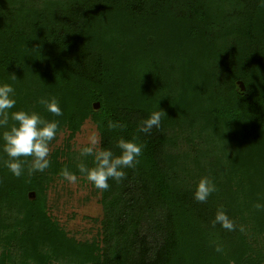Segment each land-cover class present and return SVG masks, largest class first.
I'll return each mask as SVG.
<instances>
[{
    "label": "trees",
    "instance_id": "trees-1",
    "mask_svg": "<svg viewBox=\"0 0 264 264\" xmlns=\"http://www.w3.org/2000/svg\"><path fill=\"white\" fill-rule=\"evenodd\" d=\"M0 82L15 89L9 112L32 108L71 136L90 117L116 153L119 136L144 145L135 167L101 190L104 245L68 237L48 212V171L15 177L0 152V264L225 262L206 232L229 251L241 247L248 263V247L264 255V210L254 207L264 202L260 0H0ZM42 96H56L63 115L46 111ZM154 110L166 112L160 128L137 132ZM108 119L126 127L109 129ZM221 150L242 159L235 184L213 157ZM66 152L60 161L50 154L51 171L92 163ZM206 175L216 191L200 202L192 193ZM221 206L233 231L211 223Z\"/></svg>",
    "mask_w": 264,
    "mask_h": 264
},
{
    "label": "clouds",
    "instance_id": "clouds-1",
    "mask_svg": "<svg viewBox=\"0 0 264 264\" xmlns=\"http://www.w3.org/2000/svg\"><path fill=\"white\" fill-rule=\"evenodd\" d=\"M260 3L264 5V0H260ZM16 78L13 74L12 79ZM37 102L55 117L63 115L56 96H42ZM16 103L13 85L0 82V152L7 157L3 160V166L15 177H20L25 172L31 176L33 172H43L49 167V144L57 135L60 120L46 119L32 108H19L9 112ZM162 114L166 112L151 111L147 117L138 122L137 132L150 134L153 128L159 129ZM9 119L12 123H9ZM107 127L116 129L124 128L126 125L120 121L108 119ZM115 144L119 153L114 152L111 147H102L99 133L92 131L87 137V143L79 149L80 156L91 157L92 163L89 166L81 160L76 168L97 189H108L109 179L117 182L123 179L126 175L125 169L134 168L139 162L138 158L144 147L136 135L130 138L119 136ZM26 157L31 158L30 163L24 159ZM59 174L68 183L77 181L76 173L68 167L62 168ZM214 191H216V185L213 179L202 176L197 181L192 195L195 200L204 202ZM254 207L264 210V202L257 201ZM211 223L219 224L221 228L228 231H233L236 227L222 206L217 208ZM213 247L214 251L222 253L223 246L220 243H214Z\"/></svg>",
    "mask_w": 264,
    "mask_h": 264
},
{
    "label": "rangeland",
    "instance_id": "rangeland-1",
    "mask_svg": "<svg viewBox=\"0 0 264 264\" xmlns=\"http://www.w3.org/2000/svg\"><path fill=\"white\" fill-rule=\"evenodd\" d=\"M9 123H11L10 120ZM185 127L189 126L185 125ZM92 131L98 132V129L90 117L84 120L80 129L77 130L73 136L69 135L67 129L58 131L57 135L49 144V159L51 156L50 154L55 153L57 155V159L60 161L62 158L66 157V150L71 154L78 156L80 154V147L87 143V137ZM191 144L192 142L187 144L184 143L183 147L181 145V148L183 150H191ZM57 148L61 149L62 152L55 151ZM223 152V150H221V152L217 151L213 157L217 160L218 165L222 163L228 164L227 166H229L232 170L230 177L232 178L233 184H235L236 179L239 177V173L235 172V169L238 167V160L241 158L239 157V154H231L233 150L228 151L230 152V155H232L228 156V158L223 155ZM233 155L236 156L234 160H232ZM237 157L239 159H237ZM46 170L51 176L46 183L49 214L58 221V223L66 231L68 237L81 243H91L95 241L100 245H104L105 216L107 213V206L101 200V190L93 187L91 182L87 181L79 172L76 173L77 181L75 183H68L58 172L51 171L50 167ZM221 179L219 181H221ZM222 180H226V177ZM30 194L34 197L35 191H31ZM206 241L211 243V249L214 248V243H219L217 237L214 236L212 232H206ZM223 243V249L225 248L227 251L223 252V254L221 253L220 255V259L225 261L223 263L221 262V264H264V255L258 253L259 251L255 246H252L253 248L251 247V250L248 247V250L253 253L250 254L252 259L250 263H248L246 259L244 260L246 255H243L241 247L237 248V245L235 249L231 245V251H229L227 248L228 246H226L228 244L230 245L229 241L225 239ZM261 246L264 247L263 244H261ZM67 262L68 263L66 264L73 263L71 261ZM54 264L64 263L55 262Z\"/></svg>",
    "mask_w": 264,
    "mask_h": 264
},
{
    "label": "water",
    "instance_id": "water-1",
    "mask_svg": "<svg viewBox=\"0 0 264 264\" xmlns=\"http://www.w3.org/2000/svg\"><path fill=\"white\" fill-rule=\"evenodd\" d=\"M98 106H99V102L98 101L94 102V107L98 108Z\"/></svg>",
    "mask_w": 264,
    "mask_h": 264
}]
</instances>
